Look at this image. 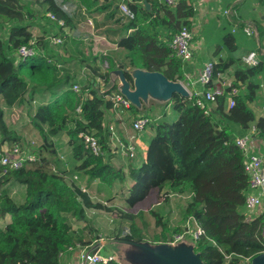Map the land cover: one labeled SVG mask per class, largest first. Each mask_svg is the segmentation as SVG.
Segmentation results:
<instances>
[{
  "label": "trees",
  "instance_id": "16d2710c",
  "mask_svg": "<svg viewBox=\"0 0 264 264\" xmlns=\"http://www.w3.org/2000/svg\"><path fill=\"white\" fill-rule=\"evenodd\" d=\"M95 1L98 0H79L86 7ZM124 2L133 15L126 24V31H131L119 39L117 46L126 54L119 64L111 59L106 71L97 63H88L92 75L108 82L109 71L118 68L132 83L127 68H142L159 71L169 80L185 82L186 64L175 57L170 43L183 26L191 29L195 16L193 1L177 0L174 6L162 0ZM40 20L45 23L43 32L46 26L53 27L56 35L65 36V29L73 27L71 17L55 0H0V97L3 99L0 143L19 140V135L8 128L3 108L22 105L26 95L31 100L41 95L44 100L34 108L30 118L43 141L40 153L46 150L57 155L51 137L64 132L76 164L72 169L62 170L56 168L55 161L39 155L19 169L6 173L0 169V218L10 216V221L0 229V264H65L60 253L75 243L91 241L82 229L73 228L71 217L83 218L86 209L102 206L94 203L72 180L78 171L108 185L127 177L130 183L124 201L130 208L154 192L164 191L163 200L170 193L188 195L181 214L184 219L195 220L202 229L193 241V251L202 264H250L264 250L260 238L264 214L250 219L244 214L248 176L243 154L234 138L243 135L255 120L250 103L256 99L262 60L254 66L243 64L233 55L219 60L214 64V77L231 67L233 72L228 86L213 101L205 100L196 91L187 96L175 93L167 102L172 105L171 114L163 112L158 119L145 115L149 119L147 127L154 128V135L146 141L139 162L134 158L124 167L123 163L112 161L116 156L110 153L109 125L104 123L106 111L113 104L104 96L119 92L116 83L105 94L92 89L85 98L83 89L73 91L74 83L62 64L49 60V55L39 50L46 41L32 36L31 28ZM230 38L229 34L223 35L226 43ZM21 45L32 46L35 53L18 58L16 51ZM207 87L203 86V90ZM232 87L238 93L233 96L234 105L229 106ZM200 98L203 107L197 103ZM127 110L133 117L138 114L133 104ZM255 124L258 138L264 141V116ZM80 133L95 136L104 154L94 155ZM9 182L25 187V200L17 201L10 195L6 187ZM151 215L161 228V236H156L154 241H172L173 235L184 229L183 218L179 225L171 227L159 211L152 210ZM121 216L131 221L130 233L121 235L119 231L114 237L144 240L133 222L134 214Z\"/></svg>",
  "mask_w": 264,
  "mask_h": 264
},
{
  "label": "rangeland",
  "instance_id": "374dc122",
  "mask_svg": "<svg viewBox=\"0 0 264 264\" xmlns=\"http://www.w3.org/2000/svg\"><path fill=\"white\" fill-rule=\"evenodd\" d=\"M113 11V13L110 12L112 13L111 15L105 16L102 10L97 9L93 14L97 17L96 20L88 14L87 16L89 17L88 19L91 20V23L86 21L88 26L85 24L79 25V27L77 26V29H74L73 34H69L68 37L61 34L56 35L53 27L46 26V32H43L42 25H45L43 20L38 21V24L31 28L33 38H43L46 41V45L39 48V50L44 54L47 53L49 55V60L62 64L68 72L69 77H71V83H78L80 89H83V98L88 96V92L92 89L97 91L99 94H105L106 91L116 83L117 77L116 74H113V71L118 68L112 70V72L109 71V73H112V78L115 82H111L110 84L109 81L105 82L100 78H95L87 66L88 63L93 62L97 63V65L99 63L101 69L106 71L109 69L111 59L119 64V59L124 57L126 54L124 49L117 46V41L118 38L127 32L125 31L127 21L122 17L118 6H115ZM107 21L110 22V25L112 24V29H114L113 33L106 30L109 29L106 26ZM103 31H107L106 36L110 37L108 38L106 44H102V42H104V38L99 36ZM54 35L62 37V43H50L48 37ZM93 58H95V60ZM177 81L181 82L184 87L186 86L183 81ZM117 85H119V82H117ZM25 97L26 102L22 105L3 108L4 119L8 128L19 135L18 142L23 143L24 149L32 151L35 158H38L39 155H45L52 161L56 162V168L58 167L62 170L72 169L76 163L72 158L69 146L66 144L67 137L64 132L51 137L56 148L57 155H51L46 150H41L40 153L39 149L43 141L37 131L32 127L30 118L34 108L44 99L41 95H35L32 100L29 99L28 95ZM104 97L106 99H110L111 95ZM2 104L3 99L0 97V105ZM172 109L171 103L168 104L167 109H164V103L162 100H157L152 96H148L145 101L141 100L139 111L158 119L163 112L171 114L170 111H172ZM132 118L133 116L130 112L123 113L122 115L119 111L111 109L110 111H106L104 122L108 125L111 124L112 128L119 130L122 135L125 132V135L127 136L130 131L126 129V126L128 124L130 125ZM139 159L138 155L136 162H139ZM112 161L114 164L123 163L124 167H126L129 163V160L127 159H121L119 161L118 157H115V159L113 158ZM72 180L75 184L80 186L81 189L89 194L94 203H99L102 206L101 208L86 209L85 216L83 218L77 219L71 217L73 228L79 230L82 229L87 240L92 241V239L98 235H103L104 237L110 239L117 238L114 237V235L119 231H121V235L130 233L129 226L131 221L121 216V214L124 213L134 214L133 222L137 228H139V232L144 235L147 243L151 244L153 241L152 239L156 236H161V228L156 226L155 217L151 215L152 210L159 211V205H157L155 200L153 202V198L155 199V196L151 195L150 198L138 203L134 208H130L124 201L125 191L130 183L127 177H125V179L121 182L115 181L113 184L108 185L105 182H101L99 179H89L84 172L78 171L75 173ZM6 187L9 189L10 195L15 200L21 202L25 200L24 186L9 182ZM161 201L162 200H160V202ZM186 202L187 199H185V201H176L179 207L182 204L180 209L185 207ZM103 207L106 208L104 209ZM178 210L179 208H177V211ZM164 218H167L166 220L168 222L171 220L168 216ZM181 218H183V215L176 212V215H173L172 219L179 220L172 225L170 224V226L176 227L179 225L181 223ZM7 220L10 221L9 215L5 218H0V229L5 226ZM186 220L187 219L183 218L184 222L181 224L182 227L184 226ZM189 225H191V223H189ZM189 239L190 238L188 237L184 238V240L187 241L191 240ZM152 245L155 246V244ZM109 247L113 250L111 245ZM130 252L133 251L130 250ZM64 258L65 257L63 256L62 261H64Z\"/></svg>",
  "mask_w": 264,
  "mask_h": 264
},
{
  "label": "crops",
  "instance_id": "0c3cea01",
  "mask_svg": "<svg viewBox=\"0 0 264 264\" xmlns=\"http://www.w3.org/2000/svg\"><path fill=\"white\" fill-rule=\"evenodd\" d=\"M55 1L71 17L73 27L70 29L67 28L65 29L66 37H68L69 34H73V31L74 29H77V26L79 27V25H83V24L88 26L86 21H88V23L90 21L91 23V20L88 19L89 18L87 16L88 14L89 16H92V18L94 17L93 18L94 20H96L97 17L93 14L94 11H96L97 9L102 10L105 16L111 15L114 12L113 11L114 7L118 6L119 3L124 2L125 0H108V1L98 0L92 2L90 7H86V5L80 3L79 0H55ZM192 1L194 3V9H195V16L191 27V31L193 33L194 52L191 60L185 63L187 68L185 71V78L186 77L188 78L184 82L186 85L185 88L188 91L189 95L194 91L200 92L201 90H203V86L199 83H196L195 80L206 62L213 61L214 63H217L219 60L230 58L231 55H233V57H238L240 59L241 56L246 55L251 51H256L257 58L262 60L263 71L258 76L259 87L256 92V99L250 103V107L252 108L255 117V120L252 122L250 126H254L256 128V132L253 134L252 149L254 152L261 155L264 164V141L258 138L257 136L258 130L255 124L258 118L264 116V105H263L264 104V0L263 1L192 0ZM228 6H231L234 11L233 14L234 20L240 22L247 20L255 23L257 28L256 36L246 35L241 28H238L236 31H232L233 22L230 21L227 17H225L222 13V9ZM106 26L109 28L106 30L110 33H113L114 29H112V24L110 25V22L107 21ZM107 31H103L99 35L100 37L104 38L103 40L105 43L102 42V44H106L108 38H110L109 36H106ZM127 31L129 32L131 30H127ZM224 34H229L231 36L229 43H226L223 40ZM120 38H118V41ZM128 69L131 70L133 68H128ZM110 72H112V70ZM232 72H233V67L229 68L224 73H219L217 78L229 84L232 78L231 77ZM116 77H117L116 79V85H117V82H119L120 84L121 81L119 80L118 75H116ZM108 81L110 82V84L111 82H114L112 78V73H109ZM187 82L190 84H187ZM167 102H163L164 109H167L168 106ZM138 115H147V114L140 112L138 108L137 116ZM129 127L130 125L128 124L126 126V129L130 131V133L128 134H131V129ZM153 135H154L153 127H147L141 133V135H139L140 143H138V155L140 159L144 155V150L146 148V141ZM163 193L164 191H161L160 193L154 192L151 195L155 196V199L153 198V202L155 200L157 205H159L158 210L161 213L163 219L166 220L167 218L165 219L164 217L168 216L169 219L171 220L169 222L167 220L166 221L169 223V225L170 224L172 225L180 219V218L177 220L172 219L173 215H176V212L181 213L182 210L180 208L183 202L179 207L176 201L177 200L185 201V199H188V195L170 193L167 195L168 197L167 200H163V198H161ZM150 196L147 198H150ZM160 200L162 201L160 202ZM174 200H175V204H174ZM177 208H179L178 210L179 212L177 211ZM252 214H253L252 217L257 216L259 214H264V205L263 207L256 208V210ZM8 222L9 220H7L6 223ZM112 239L113 240L117 239V241H114L113 243L110 244L111 247H113V250L111 251L113 252L114 255L121 258L122 261L121 264H156V259L153 260L151 258L150 262L149 261L145 262L144 260V257L147 255L158 256L148 251L146 245H144V242H146V238L144 240H140V243L139 241L129 242L122 238H112ZM188 242H191V240L187 241L186 243ZM152 244L166 245V244H170V241L161 242V241L153 240L151 242V245ZM130 250L133 252H130ZM186 260H184L180 264H201L194 257H189L188 260L187 261ZM63 262L65 264H70L71 256L70 255L65 256Z\"/></svg>",
  "mask_w": 264,
  "mask_h": 264
},
{
  "label": "built area",
  "instance_id": "2783aa9c",
  "mask_svg": "<svg viewBox=\"0 0 264 264\" xmlns=\"http://www.w3.org/2000/svg\"><path fill=\"white\" fill-rule=\"evenodd\" d=\"M162 2L169 6H174L177 0H162ZM123 18L127 21L130 20L133 15L125 2H121L118 5ZM222 13L230 21L233 22L232 31H236L241 28L242 31L248 36H256L257 28L255 23L252 21H236L233 18L234 11L231 6L222 9ZM47 15L54 19L53 14L47 13ZM90 23V21H89ZM131 30V29H129ZM49 42L52 44H60L63 39L60 36L48 37ZM174 55L183 63H187L191 60L194 52L193 33L191 29L183 26L173 37L170 43ZM35 53L32 46L21 45L16 51L18 58H25ZM240 62L243 64L254 66L259 63L256 51H251L246 55L240 57ZM214 62L208 61L204 64L201 72L197 76L195 82L202 86L208 85L207 89L197 92L205 100L213 101L217 95L223 93L228 83L223 80L214 77ZM185 79H188L187 77ZM187 84H190L187 82ZM73 91L79 92L80 86L78 83H74L72 86ZM228 104L229 106L234 105L233 96L238 93V89L232 87L229 91ZM191 95V94H190ZM112 101V109L119 111L122 115L128 112V108L131 105L130 100L120 92H114L110 97ZM197 103L201 107L204 106L203 100L197 99ZM79 110V107H77ZM149 119L145 115H138L132 118L130 123L131 134L122 135L119 130L113 129L110 124L109 127V139L108 145L110 147L111 155L119 157L121 159L131 160L138 157V143L139 135L148 126ZM256 132L254 126H250L249 129L241 136L234 138L235 145L241 150L243 154V167L248 176V191L244 201V214L247 219L252 218V213L258 207L264 205V164L261 155L254 152L252 149L253 134ZM83 137L85 146L90 149L94 155L104 154L102 146L98 139L89 134H79ZM36 158L32 151L24 149L22 142H2L0 143V169L2 173H6L9 170L19 169L25 164L34 161ZM191 223V225H189ZM183 231L175 233L170 243H176L184 238L188 237L192 241H195L200 234L202 229L200 225L193 219H188L183 226ZM260 238L264 245V223L261 227ZM110 243L108 238L103 235H98L87 244L75 243L72 246L67 247L66 251L60 253L61 257H65L66 254L71 256L70 264H105L109 261H114L116 264H120L116 256L110 249ZM264 252V250H263Z\"/></svg>",
  "mask_w": 264,
  "mask_h": 264
},
{
  "label": "water",
  "instance_id": "95a60500",
  "mask_svg": "<svg viewBox=\"0 0 264 264\" xmlns=\"http://www.w3.org/2000/svg\"><path fill=\"white\" fill-rule=\"evenodd\" d=\"M113 74L118 75L119 80L121 81V83L117 86V89L130 100L131 104L137 108H140L141 100L145 101L148 96H152L157 100H162L165 102L169 100L175 93L185 96L189 95L188 91L181 82L177 80H169L163 73L159 71L133 68L129 70V74L132 77V83H130L125 78L122 69L114 70ZM114 241H117V239H108L110 244ZM186 242L187 240L183 239L176 243H170L166 245L159 244L155 246L144 242V245H146L148 251L159 256L150 255V257L147 255L144 257V260L145 262H150L152 258L153 260L156 259V264H180L184 260H188L189 257H194L202 264V261L199 259L198 255L193 251V241L191 240V242ZM116 258L121 264V258L118 256H116ZM250 264H264V252L252 258Z\"/></svg>",
  "mask_w": 264,
  "mask_h": 264
}]
</instances>
